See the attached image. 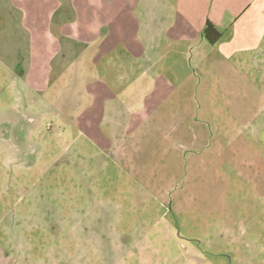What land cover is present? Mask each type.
I'll return each instance as SVG.
<instances>
[{"label":"rangeland","instance_id":"obj_1","mask_svg":"<svg viewBox=\"0 0 264 264\" xmlns=\"http://www.w3.org/2000/svg\"><path fill=\"white\" fill-rule=\"evenodd\" d=\"M229 68L223 88L193 61L114 160L44 98L27 123L0 65V264H264V184L247 168L264 154V55Z\"/></svg>","mask_w":264,"mask_h":264},{"label":"crops","instance_id":"obj_2","mask_svg":"<svg viewBox=\"0 0 264 264\" xmlns=\"http://www.w3.org/2000/svg\"><path fill=\"white\" fill-rule=\"evenodd\" d=\"M208 22L222 35L215 45L203 36ZM260 53L264 0H0V65L14 82L25 121L34 122V100L44 98L109 159L134 152L128 138L175 91L171 79L184 82L196 72L193 61L218 71L224 88L230 65ZM69 77L76 95L65 102L59 96ZM259 123L252 136L264 142ZM212 147L208 159L216 161L220 148ZM263 160L258 154L247 168L264 184Z\"/></svg>","mask_w":264,"mask_h":264},{"label":"trees","instance_id":"obj_3","mask_svg":"<svg viewBox=\"0 0 264 264\" xmlns=\"http://www.w3.org/2000/svg\"><path fill=\"white\" fill-rule=\"evenodd\" d=\"M203 36L212 45L217 44L222 38V35L216 30L211 22L207 23Z\"/></svg>","mask_w":264,"mask_h":264}]
</instances>
